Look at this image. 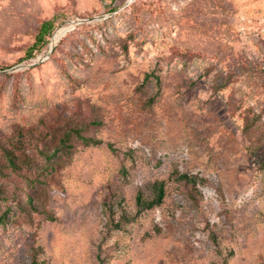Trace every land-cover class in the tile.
<instances>
[{
	"label": "rangeland",
	"instance_id": "1",
	"mask_svg": "<svg viewBox=\"0 0 264 264\" xmlns=\"http://www.w3.org/2000/svg\"><path fill=\"white\" fill-rule=\"evenodd\" d=\"M0 219V264H264V0H0Z\"/></svg>",
	"mask_w": 264,
	"mask_h": 264
},
{
	"label": "trees",
	"instance_id": "2",
	"mask_svg": "<svg viewBox=\"0 0 264 264\" xmlns=\"http://www.w3.org/2000/svg\"><path fill=\"white\" fill-rule=\"evenodd\" d=\"M54 30V23L51 21H45L41 24L39 34L36 37V42L33 46V49L30 51V56L32 55L34 50L41 49L43 46L47 44L46 38L50 35ZM70 134L67 133L65 139L63 140V145L70 141ZM84 142L87 146H97L101 144V141L95 139H84ZM7 152V159L10 165L15 168L16 167V159L13 157L11 151ZM179 179L185 181L187 183L194 182L196 183L194 178L189 177L188 175H180ZM151 193L149 196H146L142 191H139L136 197V206L137 213H142L147 210H152L156 207H159L163 204L164 199L166 197V184L164 181H157L151 186ZM121 218L127 220L126 214H122ZM2 219H0V223ZM121 224V223H120ZM120 225H117L119 227ZM32 264H39L36 256H34L32 260Z\"/></svg>",
	"mask_w": 264,
	"mask_h": 264
},
{
	"label": "bare ground",
	"instance_id": "3",
	"mask_svg": "<svg viewBox=\"0 0 264 264\" xmlns=\"http://www.w3.org/2000/svg\"><path fill=\"white\" fill-rule=\"evenodd\" d=\"M62 33L57 34L54 38V42H57L59 40V38L61 37Z\"/></svg>",
	"mask_w": 264,
	"mask_h": 264
}]
</instances>
